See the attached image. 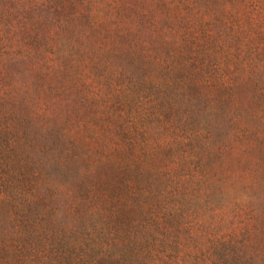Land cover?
Returning a JSON list of instances; mask_svg holds the SVG:
<instances>
[{"label":"trees","instance_id":"obj_1","mask_svg":"<svg viewBox=\"0 0 264 264\" xmlns=\"http://www.w3.org/2000/svg\"><path fill=\"white\" fill-rule=\"evenodd\" d=\"M255 152L264 0H0V264H264Z\"/></svg>","mask_w":264,"mask_h":264},{"label":"rangeland","instance_id":"obj_2","mask_svg":"<svg viewBox=\"0 0 264 264\" xmlns=\"http://www.w3.org/2000/svg\"><path fill=\"white\" fill-rule=\"evenodd\" d=\"M17 69L20 70L21 68L17 66L16 70H17ZM24 76H25V79H26L27 74H26V75H22V76H20V78L22 79ZM19 81H21V80H19ZM22 81H23V80H22ZM247 158H249V159H253V160H255V161L259 162V163H261L262 160H264V159H263V154H262V152H261V153H257V152H255V153H253L252 155H249ZM231 161H232V159H231Z\"/></svg>","mask_w":264,"mask_h":264}]
</instances>
